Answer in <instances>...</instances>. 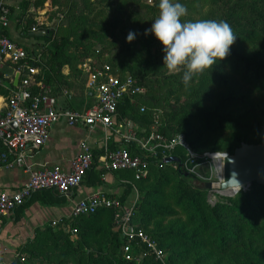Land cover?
Masks as SVG:
<instances>
[{
	"label": "trees",
	"instance_id": "16d2710c",
	"mask_svg": "<svg viewBox=\"0 0 264 264\" xmlns=\"http://www.w3.org/2000/svg\"><path fill=\"white\" fill-rule=\"evenodd\" d=\"M46 1L35 0L34 7L42 8ZM95 1L51 0L50 10L54 8L59 9L60 7L66 8L68 6L67 12L64 13L63 19L58 24L59 29L64 27L69 28L67 35L56 36L54 28H46L32 22L30 15L26 13L29 5L28 2L23 4V11L17 17L18 23H21V33L23 36L28 37L33 27H36L37 31L45 32V35L42 37H33L35 41H42L41 43L35 42L32 44V48H24L28 52V57L40 55V61L35 63L40 73L35 80L48 87L52 97L57 98L59 94L64 92L60 91L58 95H54L51 88L52 85L58 82V79L64 78L61 72L63 67L75 64L78 77L82 79L83 84L86 83V77L81 70L82 63L89 58L100 60L101 55L108 54L106 46L110 42V34L116 28L122 29L125 27L124 23L126 20L129 23L137 25L138 33H136L132 42L121 43L123 53H137V55L134 65L125 62V64L119 65L117 68L116 65L111 64L112 69L120 77L130 75L137 79L140 85L139 77L143 76V68L151 64V60L155 57L154 53H158L159 51V49H155L158 43L155 36L150 33L146 34L148 26H143L134 20L135 8L139 6V0H118V3L109 12L102 9H93L96 5L94 4ZM202 1L214 7L215 11L200 20L225 21L231 26L237 38L230 49L229 55L224 60L218 61L212 69L206 70L197 78L198 89L193 94L194 101L180 108V110L185 109L190 113V116L188 115L181 119L176 128L173 129L175 134L169 138L182 133L191 150L196 154H200L207 150L224 151L221 148L225 143L220 141L215 143L214 147L209 148L208 143L197 144L200 139L195 136L197 134L194 132L195 125L198 124L201 133L207 135V142L210 136L214 134L231 132L234 134V137L225 151L231 155L242 143L248 145L259 144V133L262 127H264V104L260 107L256 105L253 107L252 105V96L259 93L264 96V0ZM177 2L182 4V0H177ZM87 12H89L88 15ZM240 13L247 14L250 21H245L241 17H238ZM9 16L10 10H8ZM182 21L191 20L188 17H183ZM72 23H74L73 26ZM85 41H93L94 44L104 48L92 49V45H89V49H86L84 46ZM113 42L115 43L116 41ZM79 47H84L86 52L77 59V55H73L69 50L71 48L77 50ZM0 78L4 84L0 88V96L7 98L11 92L16 90V87L13 85V82L6 80L1 73ZM209 85L212 89L223 90L228 95L213 107L206 108L202 106V99L204 97L200 96L198 98L197 92L200 88L209 89ZM242 86L247 89L245 93L241 91ZM212 89L210 94H208V96H211L208 100L213 99L214 92ZM31 91L33 94H36L39 89L31 87ZM140 97H134L133 101L129 98L124 99L118 105V121L125 119L138 126L143 124L142 122L145 119V115L143 114L146 108L143 103L138 102ZM142 100L146 104H152L153 102L151 98L143 97ZM258 103H260V100ZM236 106H247L248 109L242 113L230 114L229 111ZM141 108H143V111H141ZM173 108L176 109L177 106L174 105ZM61 109H68V106L62 104ZM247 132L255 135V141L243 137V134ZM159 133L166 137L163 131L160 130ZM4 151L5 148L0 141V156ZM174 155L183 162L184 154L182 150H175ZM171 165L173 164H164L160 155L157 159L148 161L149 171L147 177L135 183L140 196L138 195L133 216V223L137 225L135 226L158 243L159 247L168 254V260L170 259L173 263H179L182 258L181 252H184L187 248L192 249L200 245L196 241V238H210L205 244L216 248L220 253L226 252L230 245L240 237L241 231L236 233L234 227L227 225L222 215L223 212H227L235 217L243 230L261 232L258 231L255 218L264 215V187L257 183H252L251 192L245 194H239L238 192V197L227 205L221 204L216 205V207H209L205 198L208 192L203 190L202 186H197L196 181L193 182L190 174L184 171L180 172L178 168L174 171V175L168 173L166 167ZM162 171H164L165 180H160L163 176ZM157 172L159 173L157 174ZM116 173L123 174L124 176L129 175L130 180L133 179V174L130 172ZM151 181L153 182L150 183ZM164 183L173 184L174 191L168 195L170 196L169 198L164 197L162 194L161 186ZM150 185L152 189H150ZM130 190V186L125 185L122 197L119 199L121 203L127 199ZM160 199L172 203L176 209H181L180 214H183L188 220L189 225L193 226V231L190 235L179 234L178 230L173 232L171 229L165 232L160 227L157 228L155 233L150 234L141 226L142 222L150 218L148 211H165V209H160L158 206L156 207L158 209H149L150 207H154L155 201L157 205ZM112 219V210L101 209L93 215L79 216L63 221L60 224H56V226L48 227L45 231H37L32 243L23 247L20 252H26V254L31 255L33 253L32 247L34 246L49 245L53 242L59 244L66 241L68 235L80 236L83 233H93L96 237L106 233L115 249H119L120 240L118 234L111 228ZM41 243L42 245H39ZM262 243L264 244V238L262 239ZM251 254L252 257L246 259L244 264H264V255L255 251H252ZM89 256L91 257L84 264H159L154 259H142L140 263H136L135 261H125L121 257L120 259L110 261L112 257L111 259L106 258L105 255H93L91 253ZM23 261L24 258L17 253L16 259L10 264H21ZM198 261L196 260L195 264ZM78 264L82 263L79 262Z\"/></svg>",
	"mask_w": 264,
	"mask_h": 264
},
{
	"label": "built area",
	"instance_id": "2783aa9c",
	"mask_svg": "<svg viewBox=\"0 0 264 264\" xmlns=\"http://www.w3.org/2000/svg\"><path fill=\"white\" fill-rule=\"evenodd\" d=\"M8 24V9L1 6L0 73L3 67H13V76L18 77V84L9 97L0 96V141L5 148L0 156V168L24 169L28 178L18 191L11 194L0 192V224L15 209L23 206L34 193L51 191L69 199L92 169L95 155L85 140L80 141L79 153L71 160L68 173L62 172L57 166L35 167L27 163L29 153L40 150L48 142L54 125L63 120L69 127L82 126L89 130L100 127L104 132L98 157L100 165L109 172L132 173L133 179L126 184L134 191V198L130 203H121L118 197H109L101 192L93 193L73 203L69 218L93 215L101 209L112 210L114 231L120 240L122 258L128 262H138L139 258L150 257L159 264H165L166 253L154 239L133 223L138 200L135 183L147 177L148 161L157 159L160 155L164 163L168 157H177L174 151L179 149L184 154L180 167L175 163L169 164L187 174L193 173L198 166H208L211 173L218 177V183L215 184H219L222 162L228 154L219 151L196 154L181 134L172 138L160 133L141 136L134 131L135 125L130 121L125 123L126 133H121L117 126L118 105L127 98L133 101L134 97L141 94L142 89L137 79L130 75L120 77L112 69L108 54L101 55L100 60L86 59L81 65L86 77L85 88L93 93L95 102L82 111L61 109L57 106L56 98L50 95L49 88L35 80L40 73L35 66L40 61V55L28 57L26 49L5 34ZM36 31V27L31 30ZM3 86L0 78V88ZM31 87L38 88V93L33 94ZM111 135L119 137V142L114 147L109 144ZM56 224L52 222L51 226Z\"/></svg>",
	"mask_w": 264,
	"mask_h": 264
},
{
	"label": "rangeland",
	"instance_id": "374dc122",
	"mask_svg": "<svg viewBox=\"0 0 264 264\" xmlns=\"http://www.w3.org/2000/svg\"><path fill=\"white\" fill-rule=\"evenodd\" d=\"M98 1L96 0L94 2V4L96 5L93 7V9H102L107 12L113 9L118 3V0ZM50 2L51 0H47L42 7V9H45V20H43L42 24L36 21V18L38 17L37 11L40 9H35L33 13H29L32 22H35L37 25L44 26L46 28H54L56 36L65 34L67 35V30L69 28L64 27L59 29L58 24L63 19L64 13L67 12L68 6L66 8L60 7L59 9L54 8L50 10ZM175 2H177V0H175ZM76 4L81 5L79 3ZM182 4L187 8V15L185 17H188V19H190L191 21L200 20L201 18L208 16L215 11L214 7L202 0H182ZM158 6L159 0H139V6L135 8L134 20L142 24L143 26H148V29H150L152 22H154V20L158 17ZM88 13L89 12H87V15ZM238 17H241L245 21H250L247 14L240 13ZM46 22L49 23V25H46ZM73 24L74 23H72V26ZM124 26L125 27H123L122 29L116 28L114 32L112 31L113 33L110 34V42L106 46V50L108 51L110 57V62L111 64L116 65L117 68L119 67V65L125 64V62L130 65H134L135 57L137 55V53H123V48L121 46L122 42L129 43L127 40L129 32H134L135 34L138 33L137 25H134L131 22L129 23V21L126 20ZM21 37H23V39H26V36L21 35ZM27 39L29 41L25 42L24 40L23 44L20 43L19 45H26L24 47L32 48L31 43L33 41L38 43L42 42L35 41L33 37L29 36L27 37ZM113 41H116V44ZM89 45H92V49L104 48L100 47L97 44H94L93 41H85L84 46L86 47V49H89ZM86 49H84V47H79V49L77 50L71 48L69 52L73 55H77V59H79V57L86 52ZM155 49H159L158 53H154L155 57L151 60V64H148V66L143 68V76L139 77V83L142 92L140 95H138V97H142H140L138 102L143 103L144 107L146 108V110L144 111L145 113L143 114L145 115V119L142 122L143 124L140 126L134 124L135 126L133 127V129L137 132V134L145 137L147 135H150L151 133H159V131L161 130L166 134V137L169 138L171 137V135L175 134V131L173 129L176 128L181 119L188 115L190 116V113H188L185 109L180 110V108L184 107L185 104L192 103L194 101L193 94L198 89V77H194L190 82V86L186 89L182 80V72L177 74H169L166 68L163 67V46L159 41L156 44ZM75 66L76 65L73 64L71 66L63 67L61 72L64 78L58 79V82L51 86L54 95H58L60 91H64L62 94H59L57 96V99L59 101L58 104H66L64 96H66V93L69 90H72L75 94H79L82 96V91L84 90L85 85L83 84L82 79L78 77ZM211 89V86L209 89L200 88V90H198L197 92L198 98H200V96L205 98L202 99L203 107H213L216 103H218L221 99L225 98L228 95L227 93H224L223 90L213 88V99L208 100L211 97L208 96ZM241 91L245 93L247 91L246 87L242 86ZM143 97L151 98L153 100L152 104L144 103V101L142 100ZM259 100L260 103H258ZM262 104H264V96H262L260 93L252 96L253 107L254 105L260 107ZM174 105L177 106L176 109L173 108ZM247 109V106H236L235 108L230 110L229 113L234 115L242 113ZM126 121L127 120L123 119L122 124L124 126ZM194 132L197 133L195 134V136L200 139L197 144L208 143V148L214 147L215 143L220 141L225 143V145H223V147L221 148L224 151H219L224 153H226V147L229 146V143L233 140L234 137V134H232L231 132H221L210 136L207 142V135H204L205 133H201V129L198 124L194 126ZM254 136L255 135L251 132L243 134V137L250 138L255 141ZM175 170L176 169L173 165L166 167V171L171 175H174ZM211 172L212 170L208 166H198L193 173H190V175L193 182L196 181L197 186L200 185L203 187L204 183H218L217 175H214ZM158 173L159 172H157V174ZM162 175L163 176L160 178V180H165L164 171H162ZM124 178L127 179V181H131L129 175L124 176ZM152 182L153 181H151L150 183ZM174 182H176V180H174ZM218 187L219 184H215V186L213 185L212 189L210 190H205L203 188V190L208 192L205 198L206 203L209 205V207H216V205L221 204L227 205L230 201L235 200L239 194L249 193L252 189L251 185L246 186L245 188L240 190L233 189L225 191L219 190ZM136 189L138 190L137 186ZM150 189H152V187ZM161 190L164 197L169 198L170 196L168 195L174 191L173 184L164 183V185L161 186ZM134 195V191L130 190L129 196L131 200H133ZM138 195L140 196L139 192ZM157 206L160 207V209H165V211H148V215H150V218L141 223V226L148 233H155L158 227H160L165 232L171 229V231L173 232L178 230L179 234L183 235H190L192 233L193 226L189 225L188 220L183 214H180L181 209H176L172 203H168V201H164L163 199H160L157 205L155 201L154 207H150L149 209H158L156 208ZM222 215L227 225H231L232 227H234L236 233L241 231L240 237H238L236 242H233L230 245L229 249L226 252L220 253L216 248L205 244V242L209 241L210 238H196V241L200 243V245L192 249L187 248L184 252H181L182 258L179 263H173L170 259L168 260V254L166 253L165 264H195L196 260H199L197 264H244V261L246 259L252 257V251L264 255V244L262 243V239L264 238V215L255 218L258 231H261L259 233L243 230L235 217L227 212H223ZM111 224V228L114 230V216ZM39 245H42V243ZM32 248L33 253L31 255L26 254V252L19 251L18 254H20V256L24 258V261L21 262V264H78L79 262L84 264L91 257L89 256V254L91 253L93 255H105L106 258L110 259L112 257L110 261L120 259V257L122 258L120 248L115 249L106 233L101 234L98 237L94 236L93 233H83L80 236L68 235L66 241L60 242L59 244L53 242L49 245H37ZM145 259L152 258L147 257ZM139 260L136 263H140L142 261V259L140 261Z\"/></svg>",
	"mask_w": 264,
	"mask_h": 264
},
{
	"label": "crops",
	"instance_id": "0c3cea01",
	"mask_svg": "<svg viewBox=\"0 0 264 264\" xmlns=\"http://www.w3.org/2000/svg\"><path fill=\"white\" fill-rule=\"evenodd\" d=\"M26 2L29 3L26 13H33L35 9H40L37 11L36 21L42 24L45 20V9L35 8V0H0V7L10 10L9 24L5 34L18 44H23L24 40L29 41L27 37L26 39L21 37L22 27L17 21ZM45 24L49 25L47 22ZM33 42L31 44L35 43ZM1 74L6 80L12 82L16 78V75L13 76L14 69L10 66L3 67ZM64 97L66 100L64 105L72 110H85L95 102V96L91 91H87L85 86L82 96L69 90ZM56 101L57 106L61 108L62 104L59 103V106L57 98ZM122 122L123 120H117V126L121 133H126L127 129ZM83 140L87 142L96 157L92 169L81 185L74 189L69 199L51 191L37 192L23 206L5 217L0 224V264L13 262L17 253L32 243L37 231H45L48 227H52V222L60 224L69 220L73 203L98 192L109 197L119 199L122 197L125 185H128L124 175L104 170L98 160L104 141V132L100 127H95L93 130L82 126L69 127L65 121L61 120L51 128L48 142L40 150L29 153L27 163L35 167L57 166L62 172L68 173L70 162L79 153V143ZM109 142L110 146L114 147L118 144L119 137L111 135ZM27 178L28 175L24 169L3 170L0 168V192L11 194L18 191ZM130 201L131 198L128 196L123 203H130Z\"/></svg>",
	"mask_w": 264,
	"mask_h": 264
},
{
	"label": "clouds",
	"instance_id": "9594fccd",
	"mask_svg": "<svg viewBox=\"0 0 264 264\" xmlns=\"http://www.w3.org/2000/svg\"><path fill=\"white\" fill-rule=\"evenodd\" d=\"M159 14L152 22L151 33L163 46V67L169 74L183 73L185 88L194 77L212 69L224 60L236 41V35L225 21H182L187 8L175 0H159ZM129 32L128 42L135 38Z\"/></svg>",
	"mask_w": 264,
	"mask_h": 264
},
{
	"label": "water",
	"instance_id": "95a60500",
	"mask_svg": "<svg viewBox=\"0 0 264 264\" xmlns=\"http://www.w3.org/2000/svg\"><path fill=\"white\" fill-rule=\"evenodd\" d=\"M44 35V31L28 34L29 37H42ZM17 84L18 77L13 82L14 86ZM259 140L260 143L256 145L242 143L233 154L226 156L223 161L222 182L219 183V190L225 191L231 187L240 190L252 183L264 187V127L259 133ZM164 163H175L180 167V160L177 157H168ZM212 187L211 183H204L203 185L205 190H210Z\"/></svg>",
	"mask_w": 264,
	"mask_h": 264
},
{
	"label": "bare ground",
	"instance_id": "6f19581e",
	"mask_svg": "<svg viewBox=\"0 0 264 264\" xmlns=\"http://www.w3.org/2000/svg\"><path fill=\"white\" fill-rule=\"evenodd\" d=\"M36 32H39V31H36ZM225 158H226V157H225ZM225 158H224V159H225ZM224 159H223V161H224ZM222 173H223V162H222ZM220 182H222V177H221V181H220ZM214 186H215V185H214ZM233 189H239V188H235V187L232 188V187H231V188H229L228 190H233Z\"/></svg>",
	"mask_w": 264,
	"mask_h": 264
}]
</instances>
